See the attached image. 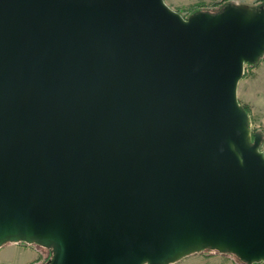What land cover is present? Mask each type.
Wrapping results in <instances>:
<instances>
[{
    "label": "water",
    "instance_id": "1",
    "mask_svg": "<svg viewBox=\"0 0 264 264\" xmlns=\"http://www.w3.org/2000/svg\"><path fill=\"white\" fill-rule=\"evenodd\" d=\"M264 7L0 0V246L46 264L264 260V156L236 87Z\"/></svg>",
    "mask_w": 264,
    "mask_h": 264
},
{
    "label": "rangeland",
    "instance_id": "2",
    "mask_svg": "<svg viewBox=\"0 0 264 264\" xmlns=\"http://www.w3.org/2000/svg\"><path fill=\"white\" fill-rule=\"evenodd\" d=\"M165 3L186 18L197 11H214L222 9L227 3L242 6L250 10L264 7L255 0H164ZM236 87V97L242 106H247L248 122L251 134L253 131L260 135L258 150L264 156V53L258 64L245 68ZM247 111V110H246ZM6 243V242H5ZM3 243V244H5ZM0 246V264H46L53 252L49 247L32 241L24 240L17 243H6ZM33 252L36 254L33 255ZM238 258L231 252L207 250L205 248L189 253L184 257L168 264H236ZM147 264V263H144ZM250 264H264V260Z\"/></svg>",
    "mask_w": 264,
    "mask_h": 264
},
{
    "label": "trees",
    "instance_id": "3",
    "mask_svg": "<svg viewBox=\"0 0 264 264\" xmlns=\"http://www.w3.org/2000/svg\"><path fill=\"white\" fill-rule=\"evenodd\" d=\"M255 1L259 2V3L262 4V5L264 4V0H255ZM220 10H221V9H220ZM220 10H217V11H220ZM217 11H214V12H217ZM262 55H263V54H262ZM261 57H262V56H260V57L258 58L257 61H254V62H246V63H245V68L247 69V68H250V67H254V66H256V65L258 64L259 60L261 59ZM244 73H246V71H245ZM244 108L247 110V112H249L247 106L244 105ZM256 133H257V132L253 131L252 136H253L254 134H256ZM205 249H207V250H212V248H210V247H206ZM236 257L238 258V261H239V263L237 262L236 264H247L246 261H245L243 258H241V257H239V256H237V255H236Z\"/></svg>",
    "mask_w": 264,
    "mask_h": 264
},
{
    "label": "crops",
    "instance_id": "4",
    "mask_svg": "<svg viewBox=\"0 0 264 264\" xmlns=\"http://www.w3.org/2000/svg\"><path fill=\"white\" fill-rule=\"evenodd\" d=\"M6 243H17V242H14V241H8V242H6ZM6 243H5V244H6ZM5 244H3V245H5ZM0 251H1V253H2V252L4 251V249H1ZM35 254H36V253L33 252V255H35Z\"/></svg>",
    "mask_w": 264,
    "mask_h": 264
}]
</instances>
